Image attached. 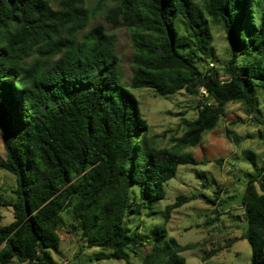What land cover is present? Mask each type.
<instances>
[{
  "label": "trees",
  "instance_id": "trees-1",
  "mask_svg": "<svg viewBox=\"0 0 264 264\" xmlns=\"http://www.w3.org/2000/svg\"><path fill=\"white\" fill-rule=\"evenodd\" d=\"M111 1L102 14L124 25L133 44L129 84L116 36L102 23L86 30L97 11L85 0H0V168L16 181L15 201L0 197L13 207V220L0 223V264H60L53 251L66 209L84 245L100 248L98 259L131 264V252L149 242L144 264H187L181 252L194 244L164 227L149 239L128 219L154 213L151 204L165 197L179 166L198 163L183 150L217 126L229 102L253 111L261 92L264 103V0ZM213 25L223 29L230 56L222 69L204 70L201 62L214 57ZM201 85L207 95L197 117L184 122L174 146L156 147L133 89L171 95ZM257 170L242 197L244 237L251 264H264V165ZM187 200L167 205L166 216Z\"/></svg>",
  "mask_w": 264,
  "mask_h": 264
},
{
  "label": "rangeland",
  "instance_id": "rangeland-1",
  "mask_svg": "<svg viewBox=\"0 0 264 264\" xmlns=\"http://www.w3.org/2000/svg\"><path fill=\"white\" fill-rule=\"evenodd\" d=\"M85 5L95 9L96 18L86 28L102 23L116 36V53L125 84L133 74V44L130 33L122 24L109 23L103 10L114 5L111 0H85ZM214 57L201 62L204 70L216 66L222 69L230 56L229 42L223 29L213 25ZM208 62V64H207ZM213 62V66L210 63ZM226 77V76H224ZM140 101L141 110L149 123V138L158 148H171L185 131V121L197 117L199 92L182 89L175 94L160 95L154 89H133ZM260 105L253 111L240 102H229L217 126L205 131L201 142L183 151L192 153L198 163L183 164L174 177L165 183V197L156 199L150 209L128 219L131 230L151 239L155 227H164L168 236L181 244L194 247L181 252L187 264H251L252 247L244 237L247 227L242 197L250 175L264 165V103L258 93ZM255 117H258L255 118ZM261 120V121H260ZM5 157L0 136V158ZM200 174V175H199ZM258 185V184H257ZM15 176L0 168V197L14 202ZM189 200L172 209L167 217L166 207L178 197ZM137 201L140 196L133 191ZM149 213V214H147ZM64 224L58 230L61 238L59 251H53L60 264H126L118 258H97L99 247H86L80 231L72 227V218L66 209ZM13 220L12 205L0 202V223ZM150 250L149 242L131 252V264H144L143 255ZM107 252V251H106ZM11 264H28L13 261Z\"/></svg>",
  "mask_w": 264,
  "mask_h": 264
},
{
  "label": "built area",
  "instance_id": "built-area-1",
  "mask_svg": "<svg viewBox=\"0 0 264 264\" xmlns=\"http://www.w3.org/2000/svg\"><path fill=\"white\" fill-rule=\"evenodd\" d=\"M212 66H213V63H210ZM221 78H224V76H222ZM199 94L202 97H205L207 95V91H206V88L205 86L201 85L199 86Z\"/></svg>",
  "mask_w": 264,
  "mask_h": 264
}]
</instances>
